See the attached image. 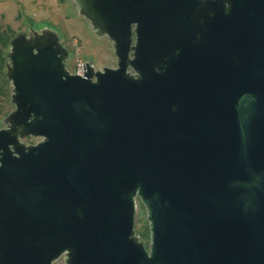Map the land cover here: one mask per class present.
Returning <instances> with one entry per match:
<instances>
[{
  "label": "water",
  "instance_id": "1",
  "mask_svg": "<svg viewBox=\"0 0 264 264\" xmlns=\"http://www.w3.org/2000/svg\"><path fill=\"white\" fill-rule=\"evenodd\" d=\"M70 2L116 66L10 39L0 264H264V0Z\"/></svg>",
  "mask_w": 264,
  "mask_h": 264
},
{
  "label": "rangeland",
  "instance_id": "2",
  "mask_svg": "<svg viewBox=\"0 0 264 264\" xmlns=\"http://www.w3.org/2000/svg\"><path fill=\"white\" fill-rule=\"evenodd\" d=\"M0 24L9 25L15 33H27L44 28L54 30L59 36L60 42L70 52V57L66 61L67 69L75 71L74 59L78 56L81 61H91L94 69L103 67H115L116 57L114 55L111 42L107 38L97 37L87 19L75 12L70 0H23L14 4L11 9L0 19ZM0 113V127L3 126L1 120L6 114ZM37 137H27L23 141L27 144L36 143ZM134 229L146 248L149 244V228L146 219L145 208L139 199H136V214L134 219ZM52 264H63L60 257Z\"/></svg>",
  "mask_w": 264,
  "mask_h": 264
},
{
  "label": "trees",
  "instance_id": "3",
  "mask_svg": "<svg viewBox=\"0 0 264 264\" xmlns=\"http://www.w3.org/2000/svg\"><path fill=\"white\" fill-rule=\"evenodd\" d=\"M16 33L7 24H0V113L8 114L13 105L10 102V83L5 76L6 53L9 49V41Z\"/></svg>",
  "mask_w": 264,
  "mask_h": 264
},
{
  "label": "crops",
  "instance_id": "4",
  "mask_svg": "<svg viewBox=\"0 0 264 264\" xmlns=\"http://www.w3.org/2000/svg\"><path fill=\"white\" fill-rule=\"evenodd\" d=\"M20 1L23 0H0V19L4 17L8 9L12 10L14 4ZM26 1L30 2L32 0H26Z\"/></svg>",
  "mask_w": 264,
  "mask_h": 264
},
{
  "label": "built area",
  "instance_id": "5",
  "mask_svg": "<svg viewBox=\"0 0 264 264\" xmlns=\"http://www.w3.org/2000/svg\"><path fill=\"white\" fill-rule=\"evenodd\" d=\"M74 62H75V71H73V72L69 71V72L72 74L83 75L84 71L86 70L85 62L81 61V59L78 56L75 57ZM82 62L84 63L85 70L83 69V63Z\"/></svg>",
  "mask_w": 264,
  "mask_h": 264
}]
</instances>
